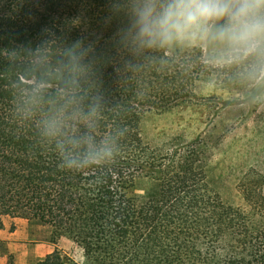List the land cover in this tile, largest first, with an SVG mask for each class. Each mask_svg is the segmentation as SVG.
<instances>
[{
    "label": "trees",
    "instance_id": "1",
    "mask_svg": "<svg viewBox=\"0 0 264 264\" xmlns=\"http://www.w3.org/2000/svg\"><path fill=\"white\" fill-rule=\"evenodd\" d=\"M132 3L0 0V229L7 216L48 225L83 264H264V164L236 205L199 155H152L141 132L146 112L241 66L141 45ZM246 56L254 82L264 56ZM67 262L55 248L36 264Z\"/></svg>",
    "mask_w": 264,
    "mask_h": 264
},
{
    "label": "rangeland",
    "instance_id": "2",
    "mask_svg": "<svg viewBox=\"0 0 264 264\" xmlns=\"http://www.w3.org/2000/svg\"><path fill=\"white\" fill-rule=\"evenodd\" d=\"M176 46V45H174ZM200 47L208 63L241 66L237 80L208 73L194 86L195 96L165 110L146 112L141 121L144 144L152 155H199L211 190L243 205L241 176L264 164V65L252 82L253 63L245 54L221 60L211 45ZM191 47V46H189ZM58 248L66 264H83V251L61 236L52 242L48 225L7 216L0 229V264H36Z\"/></svg>",
    "mask_w": 264,
    "mask_h": 264
},
{
    "label": "clouds",
    "instance_id": "3",
    "mask_svg": "<svg viewBox=\"0 0 264 264\" xmlns=\"http://www.w3.org/2000/svg\"><path fill=\"white\" fill-rule=\"evenodd\" d=\"M146 47L211 45L221 60L264 56V0H133Z\"/></svg>",
    "mask_w": 264,
    "mask_h": 264
}]
</instances>
